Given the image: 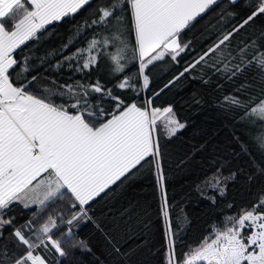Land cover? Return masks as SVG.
<instances>
[{
	"label": "snow or ice",
	"instance_id": "1",
	"mask_svg": "<svg viewBox=\"0 0 264 264\" xmlns=\"http://www.w3.org/2000/svg\"><path fill=\"white\" fill-rule=\"evenodd\" d=\"M89 10L76 29L77 37L92 29L85 47L55 65L48 64V57L38 58L37 65L31 54H24L50 26ZM210 13L216 18L211 33L169 84L198 66L229 81L242 80L238 94L224 101L242 110V121L256 125L250 143L264 155V0H0V264H50V256L64 264L71 249L91 251L75 239V229L94 222L93 205L132 180L145 164L155 166L165 196L161 264H264V192L248 210L226 217L214 238L177 258L156 136L161 109L153 107L152 99L141 102L155 68L179 64L195 50V34L207 32ZM129 59L136 69L132 75ZM101 60L117 78L116 89L134 93L131 98L99 81L59 86L52 81V87L40 85L42 94L34 91L38 67L59 69L64 62L69 67L76 62L75 70L84 71ZM253 83L258 95L249 92ZM93 94L100 98L94 101ZM163 112L172 114V108ZM184 127L173 114L167 135ZM248 150L241 144V151ZM20 209L30 210L28 218L17 216ZM108 242L118 264H132L125 244Z\"/></svg>",
	"mask_w": 264,
	"mask_h": 264
},
{
	"label": "trees",
	"instance_id": "2",
	"mask_svg": "<svg viewBox=\"0 0 264 264\" xmlns=\"http://www.w3.org/2000/svg\"><path fill=\"white\" fill-rule=\"evenodd\" d=\"M89 12L81 11L50 26L44 39L36 46L30 45L24 54H31V62L37 65L40 57H48V64L55 65L64 55L85 47V37L92 36V29H87L79 37L76 36V29L88 19ZM241 15L244 13L241 12ZM205 19L208 21L207 32L201 29L195 34V50L182 56L179 64L155 68L150 76L149 88L141 93V102L152 99L153 107L170 106L176 118L185 125L171 137L164 134L161 125H157L156 133L161 153L160 166L165 176L167 211L177 232V258L185 256L193 245L212 232L214 226L223 230L226 217L248 210L264 192V173L259 171L264 168V155L256 152L250 143L254 136V124L242 121V110L224 101L225 96L238 94L236 90L242 80L229 81L198 66L195 71L169 84L183 70L185 63L199 52L205 36L216 24V18L211 13ZM259 26L258 21L256 27ZM70 40L69 48L62 50ZM48 64L37 68L40 80L34 91L38 95L43 92L40 85L52 87V81L56 82V86L88 85L99 81L105 88L113 89L126 99L134 95L130 91L125 93L116 89L118 80L103 60L98 66L84 71L75 70L76 62H72L71 67L64 62L59 69ZM133 64L134 61L128 64L130 71L126 69L129 75L136 71ZM249 79H252L251 76ZM249 92L258 95L259 87L253 83ZM99 98V94L92 96L94 101ZM241 144L247 145L249 150L241 151ZM217 179L219 184L215 183ZM156 181L155 166L145 164L132 180L115 187L93 205L91 214L94 222L81 223L75 229V239L86 242L91 251L71 249L64 264H118L119 258L111 253L109 238L126 245L123 251L132 253V264H161L163 230L166 227L161 206L165 196ZM16 214L26 219L30 210L20 209ZM60 259L49 257L50 264Z\"/></svg>",
	"mask_w": 264,
	"mask_h": 264
},
{
	"label": "rangeland",
	"instance_id": "3",
	"mask_svg": "<svg viewBox=\"0 0 264 264\" xmlns=\"http://www.w3.org/2000/svg\"><path fill=\"white\" fill-rule=\"evenodd\" d=\"M131 61H132V60L129 59L127 63L129 64ZM166 107H169V106H166ZM166 107L160 108V109H161V113H160V115H159V117H158L157 125H161L164 134H165L166 136H168V135H167V129H166V126H167V124H168L169 119L172 118V115H173L174 113H173V112H172V114L164 113V112H163V109L166 108ZM156 108H158V107H156ZM174 117H175L176 120H178V119L176 118L175 115H174ZM178 121H179V120H178ZM179 122H180V121H179ZM181 123H182V122H181ZM248 125H250V124H248ZM250 126H251V125H250ZM257 130H258V129L256 128V125H254V128H253L254 135L256 134V131H257ZM177 132H178V131H177ZM217 229H218V227H217V226H214L213 229H212V232H211L210 234H208L207 236H205L200 242H198L197 244L193 245V246L191 247V249H190L189 251H187L186 254H190V253H191V252H192L197 246H199V245L201 244V242H202L205 238H208L209 240L212 239V238H214V235H213V234H214V232H215ZM186 254H185V255H186Z\"/></svg>",
	"mask_w": 264,
	"mask_h": 264
}]
</instances>
